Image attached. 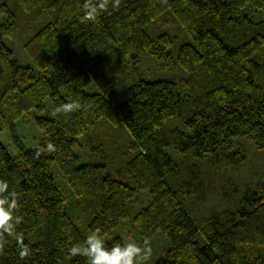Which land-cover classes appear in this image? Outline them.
Here are the masks:
<instances>
[{"label": "trees", "instance_id": "trees-1", "mask_svg": "<svg viewBox=\"0 0 264 264\" xmlns=\"http://www.w3.org/2000/svg\"><path fill=\"white\" fill-rule=\"evenodd\" d=\"M83 3L0 0V133L18 148L12 155L0 141V179L5 195L18 194L17 231L31 248L21 260L8 237L0 264H87L69 249L126 223L141 241L170 240L152 264H264V19L254 17L264 0H121L95 23L80 22ZM146 52L162 71L177 61L182 82L151 79L140 66ZM48 99L54 110L85 107L39 116L42 136L27 149L16 122L46 112ZM107 104L116 127L98 116ZM115 242L124 243L106 244Z\"/></svg>", "mask_w": 264, "mask_h": 264}, {"label": "clouds", "instance_id": "clouds-1", "mask_svg": "<svg viewBox=\"0 0 264 264\" xmlns=\"http://www.w3.org/2000/svg\"><path fill=\"white\" fill-rule=\"evenodd\" d=\"M115 10L119 7L121 0H84L82 5L83 15L80 16L81 23H95L99 16L109 11V4ZM79 101L74 100L58 105L53 115L71 114L84 109ZM54 145L49 142L47 151H55ZM8 191V183L0 179V256L5 253L7 238L15 239L19 245V258L26 259L31 255V248L24 244L22 232L17 231V226L22 222V217L17 215L21 207L18 194L13 191L5 195ZM7 205V207H5ZM70 256H83L87 258V264H147L152 256L150 243L145 240L143 245L128 241L126 243L115 242L111 247L101 235L100 229H95L83 242L74 244L69 249Z\"/></svg>", "mask_w": 264, "mask_h": 264}, {"label": "rangeland", "instance_id": "rangeland-1", "mask_svg": "<svg viewBox=\"0 0 264 264\" xmlns=\"http://www.w3.org/2000/svg\"><path fill=\"white\" fill-rule=\"evenodd\" d=\"M254 17L256 20H262L264 19V13L261 11H257L254 14ZM180 39H183V37L180 36ZM6 46L12 50L13 52V58L17 60L22 66L25 67H32L35 71H37L36 67L32 63V61L29 59V57L26 55L23 47L20 43H18L15 40L12 39H5ZM175 61V60H174ZM161 64L151 58L148 52L143 54L140 57V66L142 70L149 74L151 76V79L153 80H172L176 81L177 83H181L182 79L186 76L184 71L177 65V61L172 62V66L169 67L166 71H162L160 68ZM88 93H97L98 88L95 84H91L88 89ZM61 94L65 96L64 89L61 90ZM45 105L47 107L46 112L43 114L39 113L37 110H31L26 116L21 118L16 122V131L18 137L21 139L23 145L27 149H33L36 147L38 141L40 140L42 134L39 130L36 119L39 116L47 117V118H53V106L51 101L48 99L45 102ZM98 116L99 117H105L113 124L114 127L118 126L120 124V121L118 120L117 115L112 110L111 106L109 104L104 105L102 108L98 110ZM0 141L7 147L8 151L12 155H17L18 148L15 146L13 140L10 137L9 131L4 130L0 133ZM84 144V143H83ZM84 154H86L87 149L82 150ZM167 153L171 154L172 157H176L175 152L171 150H167ZM53 176L55 178L56 184L60 191L66 195L68 198H72L73 194L69 186L64 182V180L59 176V172L57 168H53L52 170ZM136 200L138 202V205L144 207L149 202L148 193L145 192L143 189H137V196ZM114 236H119L123 239L124 243L128 241H135L141 245H143V242L138 239L137 236V230L133 227L131 223H126L122 227L116 229L112 235L107 236L104 238L106 242L110 241ZM152 248V256L149 261H147V264H152L153 262L157 261L159 258H161L166 251L170 248V240L162 235L158 234L154 238L147 240Z\"/></svg>", "mask_w": 264, "mask_h": 264}]
</instances>
